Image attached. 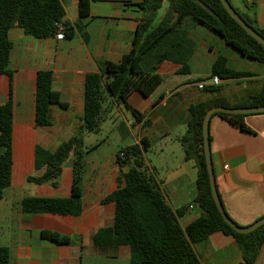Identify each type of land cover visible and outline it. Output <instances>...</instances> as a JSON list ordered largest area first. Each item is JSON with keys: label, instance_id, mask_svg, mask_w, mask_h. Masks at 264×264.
Listing matches in <instances>:
<instances>
[{"label": "crops", "instance_id": "crops-1", "mask_svg": "<svg viewBox=\"0 0 264 264\" xmlns=\"http://www.w3.org/2000/svg\"><path fill=\"white\" fill-rule=\"evenodd\" d=\"M60 1L73 27L72 36L63 40L37 39L26 36L16 26L8 32L13 47L9 73L0 75V106L9 100L13 104L12 165L10 186L0 199V246L9 249L8 264H129L128 246L93 244L96 232L113 224L114 204H103L102 200L125 184L124 174L129 168L118 164V151L144 142L145 162L160 182L166 201L173 209L186 208L181 226L191 223L202 211L193 203L197 194V168L194 160L184 158L180 143L187 133L189 108L215 98L233 105L244 96L260 93L264 65L242 56L202 24L194 26L189 33L195 47L188 61V73L179 74L178 64L164 61L157 68L165 76L162 83L148 96L134 91L128 98L129 105L141 115V122L123 104L109 100L111 108L99 133L111 121L117 124L113 129L118 140L113 144L109 137H104L88 146L84 143L87 151L81 182L82 212L79 215L25 213L21 210V200L25 197H71L73 169L69 163L63 165L56 187L27 182L35 174V148L53 151L75 134L84 114L86 74L98 73L101 62L116 63L129 53L143 18L140 7L143 0H90L89 15L82 19L85 40L75 28L79 20L78 0ZM231 2L241 10L254 13L258 27L264 28V0ZM162 9L159 18L166 7ZM219 55L226 58L229 68L250 76L218 77L219 83L213 84L211 69ZM41 70L51 72L52 88L59 93L61 102L67 104L66 109L58 104L50 105L47 126L35 122L37 73ZM115 108L119 116L112 112ZM243 121L249 132L212 115L208 137L221 204L232 220L247 227L264 216V113L246 115ZM42 230L75 239L71 244L59 245L42 238ZM193 249L201 264L242 263L235 239L220 231L196 243ZM255 264H264V244Z\"/></svg>", "mask_w": 264, "mask_h": 264}, {"label": "trees", "instance_id": "trees-1", "mask_svg": "<svg viewBox=\"0 0 264 264\" xmlns=\"http://www.w3.org/2000/svg\"><path fill=\"white\" fill-rule=\"evenodd\" d=\"M233 10L261 37L264 28H259L254 13H248L232 5ZM140 7L143 18L133 39L131 51L118 62L103 61L98 73H88L84 84V114L75 134L60 143L53 151L35 148V174L27 182L35 185L48 184L56 187L62 167L69 163L73 169V185L70 198L25 197L21 210L25 213H54L79 215L82 212L81 182L84 172V135L98 134L108 117L109 100L123 104L138 121L141 115L129 105L128 98L135 91L150 95L164 80L157 68L164 61L178 64L179 74L188 73V61L195 47L190 39L191 29L199 24L224 39L226 45L264 65V47L234 21L225 11L220 0H143ZM163 6L161 18L158 12ZM90 0H78L79 20L75 28L86 40L82 19L89 15ZM57 23L65 26L64 35L70 37L73 27L66 18L60 0H0V75L8 74L12 42L8 32L19 27L24 34L37 39L54 37ZM211 75L223 79L250 76L245 71H234L227 65L223 55L214 62ZM51 104L66 109L60 95L52 88V74L41 70L37 73L35 122L38 126L50 124L48 111ZM264 105V83L260 93L244 96L236 104H228L222 98L191 105L187 133L180 138L185 159L194 160L197 168V194L193 203L201 209V215L185 226L180 219L186 208L173 209L165 199L161 184L155 179L145 162L146 146L133 144L117 153L120 166L127 165L125 184L102 200L114 204L112 226L102 228L93 237L98 246H128L129 264H201L193 246L206 240L211 234L231 236L239 245L241 264H255L264 244V225L249 234L238 233L221 217L211 194L209 176L204 161L202 146V121L204 114L214 106L224 108H253ZM219 116L244 132L245 114L231 115L218 112ZM13 104L9 100L0 106V199L10 186L12 165ZM147 122H143L146 125ZM209 139V137H208ZM123 153V157H121ZM234 221V220H233ZM235 222V221H234ZM239 225V224H238ZM40 236L59 245L71 244L75 238L51 230H42ZM10 263L9 249L0 246V264Z\"/></svg>", "mask_w": 264, "mask_h": 264}, {"label": "water", "instance_id": "water-1", "mask_svg": "<svg viewBox=\"0 0 264 264\" xmlns=\"http://www.w3.org/2000/svg\"><path fill=\"white\" fill-rule=\"evenodd\" d=\"M222 3V6L225 8V11L230 15V17L236 21L240 27L254 40H256L259 44H261L264 47V38L261 37L256 31H254L252 28L247 25V23L233 10V8L229 5L230 3L227 0H220ZM111 104L108 108L110 110ZM223 112L226 114L231 115H237V114H256V113H264V105L263 106H257L253 108H224L223 106H214L210 108L203 117L202 121V146H203V153H204V161L206 165V170L209 176V185L211 194L214 200V204L217 207L221 217L223 218L224 222L231 227L233 230H235L238 233L242 234H249L256 230L258 227L264 225V216L256 220L252 225H249L247 227L239 226L236 222H234L225 212L222 204H221V198L217 192L216 185H215V175L214 170L212 167V161H211V152H210V146H209V122L210 118L213 114Z\"/></svg>", "mask_w": 264, "mask_h": 264}, {"label": "rangeland", "instance_id": "rangeland-1", "mask_svg": "<svg viewBox=\"0 0 264 264\" xmlns=\"http://www.w3.org/2000/svg\"><path fill=\"white\" fill-rule=\"evenodd\" d=\"M233 6H235V5H233ZM235 7H237V6H235ZM161 13H163V9L162 10H160V12H158V16H160L161 15ZM111 104V103H110ZM110 104H109V106H110ZM109 108V107H108ZM122 108H124V107H122ZM113 113H115L116 114V116H119L120 115V113L118 112V110L115 108L113 111H112ZM117 124L115 123V124H113L111 121H107L104 125H103V128H102V131L100 132V133H98V134H94V135H91L90 133V138L89 139H84L85 141H84V143H85V146H88L89 145V143H93L94 141H96V140H100V139H102V138H106V137H109V139L111 140V142L113 143V144H115L116 142H117V140H118V136H117V134H116V132H115V130L113 129L115 126H116ZM87 136V134L86 135H84V138ZM129 142V141H128ZM147 156L149 155L150 156V153H147L146 154Z\"/></svg>", "mask_w": 264, "mask_h": 264}, {"label": "built area", "instance_id": "built-area-1", "mask_svg": "<svg viewBox=\"0 0 264 264\" xmlns=\"http://www.w3.org/2000/svg\"><path fill=\"white\" fill-rule=\"evenodd\" d=\"M56 26H57V32H56L54 37L57 40H63L65 38V35H64L65 26L63 23H57ZM212 82H213V84H218L219 78L217 76H212ZM120 155H121V157H123V153H121ZM224 169H227V167H224ZM191 207L192 206L190 205L189 208H191Z\"/></svg>", "mask_w": 264, "mask_h": 264}]
</instances>
